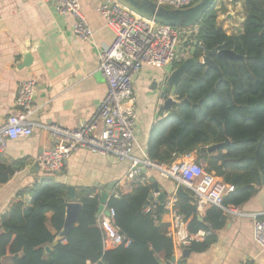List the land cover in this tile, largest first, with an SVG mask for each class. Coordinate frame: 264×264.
I'll return each mask as SVG.
<instances>
[{"label": "trees", "instance_id": "obj_1", "mask_svg": "<svg viewBox=\"0 0 264 264\" xmlns=\"http://www.w3.org/2000/svg\"><path fill=\"white\" fill-rule=\"evenodd\" d=\"M218 11L215 4L192 27L191 39L202 45V49L195 47L194 58H203L206 51L218 49L233 51L241 59L224 60L213 54L211 60L217 68L202 64L191 67L173 90L177 103L152 127L146 154L152 162L169 165L195 151L197 158L207 161L209 173L222 177L226 171L239 172L234 192L224 199L223 205L240 208L257 193L264 180V0H243L244 21L238 35H227L218 26ZM188 44L189 41L184 46ZM190 45L193 47V43ZM182 62L183 59L174 62L172 70ZM212 144L225 145L208 156L204 147ZM24 167L23 161L6 164L0 154V186ZM152 190L153 186L147 185L108 200L107 207L114 210V225L126 239L125 245L110 249L104 248L97 224L99 197L91 198V191L79 190L77 225L54 244L63 228L67 187L52 176H42L21 191L19 200L0 217V264L170 261L175 255L174 246L161 227L160 211L155 216L144 213ZM23 196L28 197V204ZM177 208L187 221L191 217L187 226L190 234L200 230L210 233L189 247L204 251L215 240L214 228L198 222L192 198L178 199ZM213 208L221 220L223 212Z\"/></svg>", "mask_w": 264, "mask_h": 264}, {"label": "crops", "instance_id": "obj_2", "mask_svg": "<svg viewBox=\"0 0 264 264\" xmlns=\"http://www.w3.org/2000/svg\"><path fill=\"white\" fill-rule=\"evenodd\" d=\"M102 1L80 0L81 10L93 33L90 41H82L72 31V16L58 15L50 3L44 0H0V124L15 113L17 88L21 82L29 79L36 80L33 104L37 112L31 117L33 122L74 130L90 118L107 92L106 82L99 71V52L102 46L113 41V33L105 26L98 12ZM222 7L224 11L220 10ZM216 9L219 10L217 24L227 35H238L242 32L243 0H218ZM191 48L190 42L188 46H184L182 42L178 45V52L183 50L184 53H189ZM188 57L189 54L183 61ZM171 71L172 66L165 69L142 66L133 79L137 114L134 157L147 156L146 148L151 129L168 113L163 111L165 99L160 98L161 92L167 98L175 99L173 89L168 88L164 82V78ZM53 145L54 139L49 131L37 126L29 137L6 143L0 152L4 162L12 165L14 162L23 161L25 167L0 186V217L19 200L17 195L21 191L43 176L34 161L41 152ZM217 151L206 153L211 156ZM190 154L193 159L197 158L195 151ZM129 167L130 163L127 161L119 162L111 156L81 149L52 178L66 187H72L75 201L79 190H89L94 196L100 197L111 184H115L114 189L119 190L122 195L132 191L125 180ZM143 175L148 185L157 184L158 194L166 192L170 196L175 192L177 185L173 181L162 179L152 171L144 170ZM216 177L233 185L240 173L226 171L222 177ZM22 200L25 204L29 202L27 196H23ZM237 209L243 213L264 214L263 180L257 193ZM160 214L161 227L167 233L171 219L164 212ZM197 216L199 223L214 228L212 231L215 240L204 251L188 248L190 253L187 257L182 255L184 249L175 250L176 262L264 264V252L252 239V222L249 218L223 213L220 220L213 207ZM49 218L50 214H47V219ZM190 221L191 217L188 219ZM47 228L53 232L49 223ZM110 248L112 247L105 246V249ZM160 263L164 261L160 260Z\"/></svg>", "mask_w": 264, "mask_h": 264}, {"label": "built area", "instance_id": "obj_3", "mask_svg": "<svg viewBox=\"0 0 264 264\" xmlns=\"http://www.w3.org/2000/svg\"><path fill=\"white\" fill-rule=\"evenodd\" d=\"M44 1L53 5L58 15L72 16L74 19L72 31L78 38L82 41L92 39L93 33L81 10L80 0ZM199 1L155 0L154 2L170 9H186ZM98 12L105 26L113 33V41L109 45L102 46L99 52V71L106 82L107 92L94 113L82 126L74 130L38 125L31 120L37 112L33 104L36 80L23 81L16 91L15 113L9 115L4 123L0 124V152L8 141L29 137L36 126L46 129L53 137L54 145L41 152L34 161V165L43 176L60 173L73 154L81 149L102 156H111L119 162L127 161L130 167L125 180L131 190L148 185L143 175L144 170L155 172L160 178L171 180L189 192L197 215L210 207H215L224 214L249 218L252 222V239L264 252V214L243 213L237 208L225 207L224 199L234 192V186L220 181L214 174L207 172L205 159H193L188 153L174 159L169 165H160L150 161L146 155L133 156L137 120L133 79L142 66L165 69L179 59H183L178 57L175 48L185 40L190 44L193 43L191 38L194 30L153 23L132 14L114 0H103ZM196 47L202 49L201 43L197 42ZM150 194L152 199L144 208V213L155 216L160 207L159 194L153 190ZM120 195L119 190L113 189L109 199H117ZM90 197L93 198L94 195ZM177 202L178 198L173 193L162 203L163 212L171 219V226L166 236L171 239L174 252L177 249L189 248L193 242H202L210 234L202 230L190 234L187 228L188 221L178 210ZM97 224L102 233L104 248L126 244L125 237L114 225L113 209L106 206L104 212L99 215Z\"/></svg>", "mask_w": 264, "mask_h": 264}, {"label": "water", "instance_id": "obj_4", "mask_svg": "<svg viewBox=\"0 0 264 264\" xmlns=\"http://www.w3.org/2000/svg\"><path fill=\"white\" fill-rule=\"evenodd\" d=\"M122 7L126 8L132 14L151 21L156 24L175 27V28H192L202 19L203 15L212 8L218 0H200L197 4L190 8L186 9H170L164 6L157 5L152 0H114ZM186 43V40L184 41ZM197 42H193V47L190 50L189 57L183 61L178 68L173 69L171 73L166 76L165 84L172 87L174 90L181 79V77L193 66L202 64L206 65L207 68L213 67L217 68L214 62L211 60V56L216 54L218 58L221 59H230L238 60L241 59V56L236 55L233 51L229 50H218L213 49L211 51H206L202 60L194 58V52ZM219 76H221L219 72ZM167 95L164 92H161L160 98L164 100L163 111L168 112L172 106L177 102L173 98H167ZM228 141L225 142L227 144ZM225 144H212L205 148L208 154L220 149ZM264 183V180H263ZM153 192L158 193L157 184L153 183ZM115 184H111L106 188L105 191L99 197L98 208L96 212V219L99 215L102 214L107 206L109 200L110 192L114 189ZM175 195L179 199H189L191 195L189 192L183 189L181 185H177L175 189ZM68 202L65 206V218L63 223L62 230L57 234L54 244H56L61 239H64L69 231L77 225V217L81 209V204L76 202L74 199V189L72 187H67ZM167 197V193H160L158 200L160 202L159 211L163 213L162 203L163 200ZM152 199V195L148 196L147 201L145 202L144 207L147 206L148 202ZM199 219V217H198ZM190 253L188 248L184 249L182 255L187 257ZM176 258L173 256L170 261H166L160 264H175Z\"/></svg>", "mask_w": 264, "mask_h": 264}, {"label": "rangeland", "instance_id": "obj_5", "mask_svg": "<svg viewBox=\"0 0 264 264\" xmlns=\"http://www.w3.org/2000/svg\"><path fill=\"white\" fill-rule=\"evenodd\" d=\"M216 4H217V3H216ZM177 49H178V46H176V48H175V51H176L177 55H178L180 58H181V57H184L183 59H185V57H187V55H188V54H187L188 52L185 51V53L187 54V55H186V54L184 53L183 50L177 52ZM187 51H188V50H187ZM184 54H185V55H184ZM183 55H184V56H183Z\"/></svg>", "mask_w": 264, "mask_h": 264}]
</instances>
